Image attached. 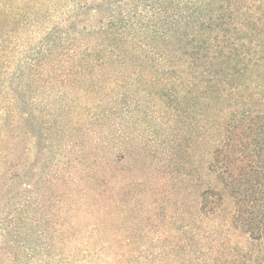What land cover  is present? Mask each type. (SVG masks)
Here are the masks:
<instances>
[{"label": "trees", "instance_id": "trees-1", "mask_svg": "<svg viewBox=\"0 0 264 264\" xmlns=\"http://www.w3.org/2000/svg\"><path fill=\"white\" fill-rule=\"evenodd\" d=\"M108 1L80 45L0 63V260L61 264L81 216L107 230L123 200L162 196L220 216L208 264H264L263 18L250 0Z\"/></svg>", "mask_w": 264, "mask_h": 264}, {"label": "rangeland", "instance_id": "rangeland-1", "mask_svg": "<svg viewBox=\"0 0 264 264\" xmlns=\"http://www.w3.org/2000/svg\"><path fill=\"white\" fill-rule=\"evenodd\" d=\"M250 2V13L256 14L258 19L263 18L264 25V0ZM106 4L110 1L0 0V63L4 62L7 66L4 69L13 72L19 69L24 56L43 53L47 44L80 45V30L108 19ZM130 4L131 0L114 2L120 10ZM146 4L139 2L138 14L144 17L148 12L151 17L152 7ZM257 37L264 40V32ZM74 49L70 53L78 51ZM23 128L21 124L20 130ZM25 142L32 150L31 161L36 152L35 138L29 135ZM127 200L119 203V210L124 211L113 216L115 219L108 221L109 218L104 217V222L109 223L107 230L100 225L104 220L101 216H81L80 226L70 228L76 243H65L61 264L209 263L211 249L207 236L217 239L224 235V231L216 226L220 216H215L216 219L206 217L195 213L191 201H173L162 196L155 200H132L128 203ZM106 216L109 217L108 214ZM207 225L209 228L212 226L210 230ZM236 233L230 241L232 248L238 247L241 240ZM220 252L217 255L220 256ZM0 264L9 263L3 258Z\"/></svg>", "mask_w": 264, "mask_h": 264}]
</instances>
